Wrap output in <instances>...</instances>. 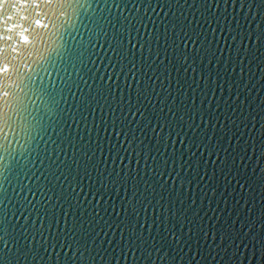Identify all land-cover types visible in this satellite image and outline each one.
Here are the masks:
<instances>
[{
	"label": "water",
	"instance_id": "obj_1",
	"mask_svg": "<svg viewBox=\"0 0 264 264\" xmlns=\"http://www.w3.org/2000/svg\"><path fill=\"white\" fill-rule=\"evenodd\" d=\"M5 67L0 264H264V0H0Z\"/></svg>",
	"mask_w": 264,
	"mask_h": 264
},
{
	"label": "snow or ice",
	"instance_id": "obj_2",
	"mask_svg": "<svg viewBox=\"0 0 264 264\" xmlns=\"http://www.w3.org/2000/svg\"><path fill=\"white\" fill-rule=\"evenodd\" d=\"M40 22L39 21H37V24H39ZM4 70H6V67L4 68V69H0V71H4ZM5 95H7V93H5Z\"/></svg>",
	"mask_w": 264,
	"mask_h": 264
}]
</instances>
